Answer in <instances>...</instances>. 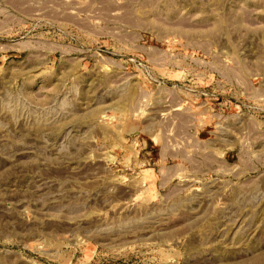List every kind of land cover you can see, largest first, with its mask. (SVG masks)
Listing matches in <instances>:
<instances>
[{
    "label": "rangeland",
    "instance_id": "rangeland-1",
    "mask_svg": "<svg viewBox=\"0 0 264 264\" xmlns=\"http://www.w3.org/2000/svg\"><path fill=\"white\" fill-rule=\"evenodd\" d=\"M0 264H264V0H0Z\"/></svg>",
    "mask_w": 264,
    "mask_h": 264
}]
</instances>
